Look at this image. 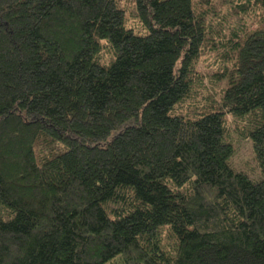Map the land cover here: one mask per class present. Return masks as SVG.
<instances>
[{"label":"trees","instance_id":"1","mask_svg":"<svg viewBox=\"0 0 264 264\" xmlns=\"http://www.w3.org/2000/svg\"><path fill=\"white\" fill-rule=\"evenodd\" d=\"M120 2L0 0V264H264V29Z\"/></svg>","mask_w":264,"mask_h":264},{"label":"rangeland","instance_id":"2","mask_svg":"<svg viewBox=\"0 0 264 264\" xmlns=\"http://www.w3.org/2000/svg\"><path fill=\"white\" fill-rule=\"evenodd\" d=\"M123 2H120V6L122 8H125L127 11V24L131 28L137 29L136 31L140 30V24L137 21L136 18H133V13H134V0H122ZM195 3L198 2V0H193ZM208 1L213 5L212 8H215L214 17L209 18L213 23H215V19H221L225 16H227V25L230 26H235V28H242L243 30L247 31H254L263 28L264 29V13L258 12H252L247 14L244 17V20H240L233 14L229 13V10L227 7L223 6L222 3H225V1L228 0H204ZM236 23V24H235ZM241 26V27H239ZM107 54H104V58H107ZM213 62L214 59L212 58L211 54H206L204 55L199 62L198 68L201 73L204 75H207L210 73L211 68H213ZM228 128L230 130L229 137L232 140V143L234 145L235 149V154L231 159V165L238 169L242 170L244 172H247L248 174L251 175H257L259 174V169L257 167V164L254 160V156L252 153V148L250 142L245 139L242 134L240 129L244 125L243 121H235L231 119L230 117L228 118Z\"/></svg>","mask_w":264,"mask_h":264}]
</instances>
